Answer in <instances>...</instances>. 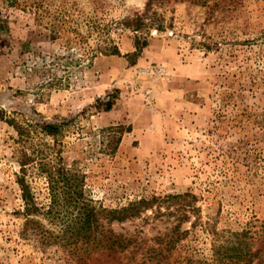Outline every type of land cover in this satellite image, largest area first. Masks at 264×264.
<instances>
[{"label": "rangeland", "instance_id": "1", "mask_svg": "<svg viewBox=\"0 0 264 264\" xmlns=\"http://www.w3.org/2000/svg\"><path fill=\"white\" fill-rule=\"evenodd\" d=\"M147 3L0 0V112L30 133L20 140L0 119V264H78L69 248L39 242L36 233L57 226L24 208L20 147L76 169L100 209L157 198L136 217H101L139 251L86 264H147L150 247L185 264L242 231L263 237L252 250L253 264H264V0L154 1L148 27L135 32ZM36 123L63 127L46 136ZM27 180L48 206L37 165ZM181 204L188 234L166 252L159 239ZM27 218L40 227L25 231Z\"/></svg>", "mask_w": 264, "mask_h": 264}, {"label": "trees", "instance_id": "2", "mask_svg": "<svg viewBox=\"0 0 264 264\" xmlns=\"http://www.w3.org/2000/svg\"><path fill=\"white\" fill-rule=\"evenodd\" d=\"M154 1L162 0H148L143 14L139 15L131 25L133 31L138 32L146 26L145 21ZM1 28L2 25H0ZM137 42L139 41L137 40ZM106 49H110L108 53L111 55L119 54L116 46ZM140 50V44L137 43V51ZM106 110H110V103L107 104ZM5 116V113L0 112V119L13 125L20 140H28L29 130H26L14 119H7ZM36 124L40 132L46 136H58L63 127L62 124L56 123ZM17 162L20 167L17 183L25 210L31 216L42 214L48 218L50 223L57 226L56 231L40 230L39 233H36L39 242L42 244L59 243L61 247L69 248V252L75 254L78 264H86V261L94 254L115 259L128 251H131V254L139 251L141 245L134 238L115 233L101 222V217L107 221V224L136 217L142 211L151 210L157 200L156 197L118 210L100 209L85 194L83 180L78 171L65 166L61 159L52 164L42 153L36 151L29 153L25 147H20ZM32 165H37L39 174L45 177L50 199L46 207L36 202L32 187L27 180L28 167ZM188 196L190 195H174L171 198L186 199ZM187 208L186 204H181L178 207V223L169 234L159 239L165 246L166 252L175 250L178 243L188 234L187 230L180 231L181 222L187 218L189 212ZM33 224L40 227V221L27 218L24 222V230L33 228L30 226ZM262 240L263 237H249L245 231L233 233L226 243H218L216 239L214 240L210 258L187 259L185 264H253L254 259L260 255V249L252 250L253 245ZM146 252L153 255L150 256L147 264H169V253L165 254L163 248L150 247Z\"/></svg>", "mask_w": 264, "mask_h": 264}]
</instances>
